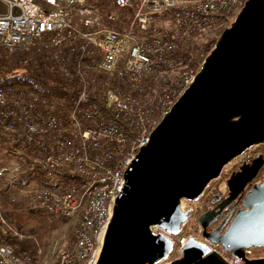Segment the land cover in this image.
Returning a JSON list of instances; mask_svg holds the SVG:
<instances>
[{"label":"built area","instance_id":"obj_1","mask_svg":"<svg viewBox=\"0 0 264 264\" xmlns=\"http://www.w3.org/2000/svg\"><path fill=\"white\" fill-rule=\"evenodd\" d=\"M1 1L9 11L0 16V48L52 54L72 87L50 98L27 87L5 86L0 77V129L42 164L45 184L28 192L34 205L75 225L73 244L59 252L55 264H98L116 201L139 152L197 77L198 46L229 28L240 0ZM105 6L108 20L123 30L101 25ZM119 15L128 17L125 25ZM66 42L76 45L60 62L56 49ZM257 147L227 164L216 180L251 159ZM6 201L7 196L0 199V264H33L3 239L8 231L26 237L6 221ZM198 202L203 207L204 201ZM198 202L182 201V211L190 216L178 235L151 226L157 244L165 237L174 246L155 264L173 263L191 239L203 241L208 255L242 263L206 236L186 230L200 213Z\"/></svg>","mask_w":264,"mask_h":264},{"label":"water","instance_id":"obj_2","mask_svg":"<svg viewBox=\"0 0 264 264\" xmlns=\"http://www.w3.org/2000/svg\"><path fill=\"white\" fill-rule=\"evenodd\" d=\"M255 145H264V0H247L194 82L152 132L117 199L98 264H155L173 243H156L151 226L178 235L190 211L224 167ZM224 234L204 235L242 258L241 250L264 246V186L249 193ZM191 239L171 264H229ZM207 255V256H205ZM264 264V263H263Z\"/></svg>","mask_w":264,"mask_h":264},{"label":"trees","instance_id":"obj_3","mask_svg":"<svg viewBox=\"0 0 264 264\" xmlns=\"http://www.w3.org/2000/svg\"><path fill=\"white\" fill-rule=\"evenodd\" d=\"M246 1L240 0V9L243 8ZM107 10L108 8L105 6L100 13L103 26L123 30V26L114 25L108 20L105 15ZM128 20V17L123 18L122 24L125 25ZM75 45L66 42L56 49L60 62L71 54V48ZM0 77L5 86L27 87L50 98L62 97L66 90L72 87V83L63 75L62 64L57 63L52 54L38 52L17 51L11 53L0 48ZM1 139L7 142L10 149L17 151L19 148L20 155L32 167L19 175L15 184L19 187H26L31 180L40 178L43 170L42 164L30 159L28 153L20 148L17 140L4 135H1ZM7 193L8 189L0 186V199L7 196ZM2 211L8 224L19 234L26 236L20 239L13 234L4 235V241L13 247L16 255H29L33 264H36L41 258L38 254V244L42 245L50 234L68 221V219L58 218L48 211L36 207L26 196H22L18 200L3 202ZM30 236H34V238H30Z\"/></svg>","mask_w":264,"mask_h":264},{"label":"flooded vegetation","instance_id":"obj_4","mask_svg":"<svg viewBox=\"0 0 264 264\" xmlns=\"http://www.w3.org/2000/svg\"><path fill=\"white\" fill-rule=\"evenodd\" d=\"M220 180L211 181L200 198L204 204L198 215L196 230L202 235L219 229L224 234L240 212L251 209L245 205L249 193L256 187L264 186V145L257 147L251 159L234 166ZM198 242L204 244L203 241ZM241 253V264L264 263V246L244 248Z\"/></svg>","mask_w":264,"mask_h":264},{"label":"rangeland","instance_id":"obj_5","mask_svg":"<svg viewBox=\"0 0 264 264\" xmlns=\"http://www.w3.org/2000/svg\"><path fill=\"white\" fill-rule=\"evenodd\" d=\"M8 11H9V5L6 2L0 0V16L6 15ZM119 16L123 18L127 17L121 15ZM101 19L102 16L100 15V21ZM235 19L231 20L228 26L229 25L231 26L232 23L235 21ZM100 23L103 26V22L101 21ZM223 31L224 29L221 32L217 33L214 36L213 40L210 41L208 44L202 43L201 45L198 46L199 54H200L199 61L200 63H202L201 66L203 65L207 56L215 49L216 46L215 44L217 43ZM194 63L197 64L196 62ZM194 66L198 68L197 65ZM201 66H199L200 70H201ZM1 135L7 136L4 133V131L0 129V178H1L0 186L1 188L8 189V193H7L8 201L18 200L22 196L28 197L29 195L28 192L40 188L45 184V182L41 180V178H38L31 180L28 186L26 187H19L15 184L18 176L32 169V167L20 155L19 151L21 150L19 148L17 149V151L10 149L7 142L1 139ZM232 166L233 165L231 164L229 168H231ZM222 178L224 179V177ZM223 188H224V182H223ZM185 204H188V202H185ZM197 206L201 209L202 202H198ZM199 208L198 210L201 211ZM197 223H198V217L196 218V220L190 222L188 226L185 228L190 233H196V234L198 233V235L202 236V232L196 230ZM9 234L11 233H9L8 231L7 234H3L2 236L4 237V235H9ZM74 237H75V225L72 221L68 220L67 222L63 223L58 229H56L52 234H50L44 240V243L42 245L38 244L42 249V253L39 254L41 258L36 262V264H55L59 252L62 249L71 246L74 242Z\"/></svg>","mask_w":264,"mask_h":264},{"label":"bare ground","instance_id":"obj_6","mask_svg":"<svg viewBox=\"0 0 264 264\" xmlns=\"http://www.w3.org/2000/svg\"><path fill=\"white\" fill-rule=\"evenodd\" d=\"M255 146H258V147H259V146H261V145H255ZM234 161H235V160H234ZM234 161L232 160V161H231V162H229V163H232V162H234ZM229 163H228V164H229ZM181 204H182V203H181Z\"/></svg>","mask_w":264,"mask_h":264}]
</instances>
